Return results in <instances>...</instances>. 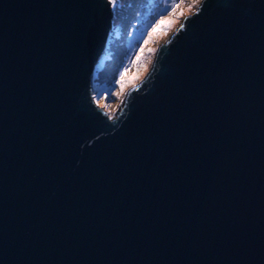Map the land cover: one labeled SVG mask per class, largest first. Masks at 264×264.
<instances>
[{
	"label": "water",
	"instance_id": "1",
	"mask_svg": "<svg viewBox=\"0 0 264 264\" xmlns=\"http://www.w3.org/2000/svg\"><path fill=\"white\" fill-rule=\"evenodd\" d=\"M109 0H0V264H264V0H202L115 118Z\"/></svg>",
	"mask_w": 264,
	"mask_h": 264
},
{
	"label": "rangeland",
	"instance_id": "2",
	"mask_svg": "<svg viewBox=\"0 0 264 264\" xmlns=\"http://www.w3.org/2000/svg\"><path fill=\"white\" fill-rule=\"evenodd\" d=\"M109 2L113 17L105 49L95 66L93 99L105 114L115 118L128 91L151 70L159 45L198 9L202 0Z\"/></svg>",
	"mask_w": 264,
	"mask_h": 264
},
{
	"label": "snow or ice",
	"instance_id": "3",
	"mask_svg": "<svg viewBox=\"0 0 264 264\" xmlns=\"http://www.w3.org/2000/svg\"><path fill=\"white\" fill-rule=\"evenodd\" d=\"M198 2H200V0H198ZM176 5H173V8H175Z\"/></svg>",
	"mask_w": 264,
	"mask_h": 264
}]
</instances>
